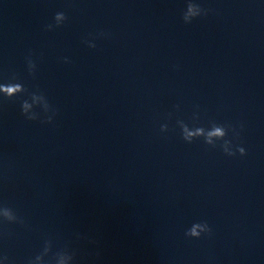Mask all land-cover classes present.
<instances>
[{
	"label": "water",
	"instance_id": "water-1",
	"mask_svg": "<svg viewBox=\"0 0 264 264\" xmlns=\"http://www.w3.org/2000/svg\"><path fill=\"white\" fill-rule=\"evenodd\" d=\"M193 2L213 11L185 24L187 0H0V81L58 110L28 121L27 95L0 94V203L31 225L0 241L16 264L45 236L76 264H264V0ZM177 120L242 122L247 155L188 144ZM197 221L211 238L185 237Z\"/></svg>",
	"mask_w": 264,
	"mask_h": 264
},
{
	"label": "clouds",
	"instance_id": "clouds-1",
	"mask_svg": "<svg viewBox=\"0 0 264 264\" xmlns=\"http://www.w3.org/2000/svg\"><path fill=\"white\" fill-rule=\"evenodd\" d=\"M212 9H205L199 3L193 2V0H187L186 8L183 11L182 19L185 24H191L193 20L201 17H206ZM68 17L65 12L60 11L54 15V24H48L45 26L46 31H53L55 28L61 27ZM99 35L104 36L105 33L101 32ZM84 43L87 47L95 49L97 45L92 40H85ZM33 54L29 52L25 57L27 69L29 75L33 77L36 74L37 64L32 58ZM64 63H70L67 57L63 58ZM0 94L7 99L19 97L22 94L27 95L28 99L21 101L20 109L21 115L28 121H39L41 124H52L55 116L57 115V109L53 108L49 103L46 95L43 92L29 91L24 85L13 76L6 81H0ZM177 110L179 105L174 106ZM40 109V111H37ZM43 113V116H42ZM171 113H169V118ZM193 121L198 123L199 114L194 113L192 117ZM209 127L203 126H189L183 120H177L176 124L180 129V135L184 142L191 144L197 139L202 138L203 142L211 148H221L223 153L228 157H235L239 154L240 157L247 155V150L240 144H233V139L239 140L240 134L244 130V124L241 122L238 126L232 123H217L210 121ZM169 131L167 123L160 125V132L166 133ZM229 133L232 134V139L228 138ZM10 225H19L27 230H31V225L27 222L24 216L20 215L18 211L9 206L6 202L0 203V241H6L10 239L13 233L9 230ZM186 238L201 239L204 236L209 238L213 235V229L207 221H197L192 223L184 233ZM77 240H88L89 243H97L91 237L76 233ZM76 250L72 249L68 244L53 251V239L49 236H45L43 239V245L41 249L33 256L28 257L24 264H76ZM99 256V252H97ZM47 258V259H46ZM0 264H16L7 253L0 252Z\"/></svg>",
	"mask_w": 264,
	"mask_h": 264
}]
</instances>
